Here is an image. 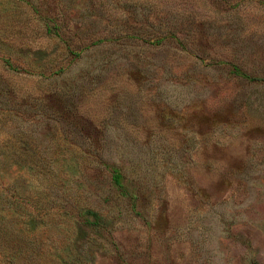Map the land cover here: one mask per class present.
I'll use <instances>...</instances> for the list:
<instances>
[{"label": "rangeland", "instance_id": "374dc122", "mask_svg": "<svg viewBox=\"0 0 264 264\" xmlns=\"http://www.w3.org/2000/svg\"><path fill=\"white\" fill-rule=\"evenodd\" d=\"M0 264H264V0H0Z\"/></svg>", "mask_w": 264, "mask_h": 264}, {"label": "trees", "instance_id": "16d2710c", "mask_svg": "<svg viewBox=\"0 0 264 264\" xmlns=\"http://www.w3.org/2000/svg\"><path fill=\"white\" fill-rule=\"evenodd\" d=\"M11 69L15 70V67H12L11 66ZM241 76H245L243 73H239ZM112 180H113V185L121 190V191H124L126 188H125V185L122 183V177L121 175L119 174L118 170H114V174H113V177H112ZM82 216L83 218L85 219V222L86 223H89L90 225L92 224H97L98 223V220H99V217H98V214L93 212V211H90V210H85L83 213H82ZM91 218V219H90Z\"/></svg>", "mask_w": 264, "mask_h": 264}]
</instances>
